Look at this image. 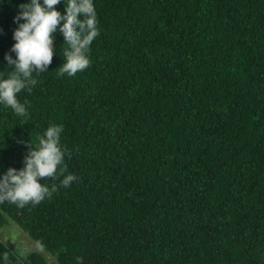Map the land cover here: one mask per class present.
<instances>
[{
	"label": "trees",
	"instance_id": "16d2710c",
	"mask_svg": "<svg viewBox=\"0 0 264 264\" xmlns=\"http://www.w3.org/2000/svg\"><path fill=\"white\" fill-rule=\"evenodd\" d=\"M26 2L0 3L5 78ZM93 2L89 66L58 75L57 32L51 64L17 94L27 118L0 105V175L50 124L65 150L41 180L57 190L0 202V228L18 225L58 264H264V0ZM0 264L48 260L0 239Z\"/></svg>",
	"mask_w": 264,
	"mask_h": 264
},
{
	"label": "clouds",
	"instance_id": "9594fccd",
	"mask_svg": "<svg viewBox=\"0 0 264 264\" xmlns=\"http://www.w3.org/2000/svg\"><path fill=\"white\" fill-rule=\"evenodd\" d=\"M60 3L61 0H27L19 5L20 10L13 17L17 25L13 31L15 43L5 53L4 60L7 66L14 67L6 78L0 72V105L10 107L17 116L25 119L29 115L27 101L21 102L17 94L22 90L30 92L38 82L34 73L44 72L51 64L55 34L62 33L64 43H67L58 75L68 76L89 66L91 43L100 34L93 0H67L66 3L64 0L63 11L55 7ZM62 132V124H50L35 144L29 143L24 166L19 169L9 167L0 175V202L9 201L23 207L52 196L57 185L50 188L41 180L55 177L58 167L63 164ZM75 179L73 173H68L60 184L67 188Z\"/></svg>",
	"mask_w": 264,
	"mask_h": 264
},
{
	"label": "rangeland",
	"instance_id": "374dc122",
	"mask_svg": "<svg viewBox=\"0 0 264 264\" xmlns=\"http://www.w3.org/2000/svg\"><path fill=\"white\" fill-rule=\"evenodd\" d=\"M16 225V224H15ZM8 225L0 228V239L10 244L14 249L21 252L24 256L30 251L41 252L48 260V264H58L54 257L46 253L44 248L24 232L18 225Z\"/></svg>",
	"mask_w": 264,
	"mask_h": 264
}]
</instances>
